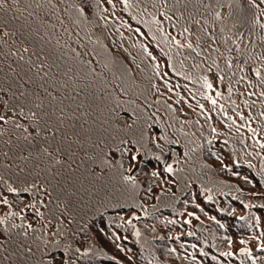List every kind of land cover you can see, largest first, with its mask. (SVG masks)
<instances>
[{"label": "trees", "instance_id": "1", "mask_svg": "<svg viewBox=\"0 0 264 264\" xmlns=\"http://www.w3.org/2000/svg\"><path fill=\"white\" fill-rule=\"evenodd\" d=\"M262 24L264 0H3L0 264H264Z\"/></svg>", "mask_w": 264, "mask_h": 264}, {"label": "snow or ice", "instance_id": "2", "mask_svg": "<svg viewBox=\"0 0 264 264\" xmlns=\"http://www.w3.org/2000/svg\"><path fill=\"white\" fill-rule=\"evenodd\" d=\"M125 3H127V0H125ZM2 4H3V0H0V5H2ZM257 7H258V6H257ZM216 18H217V19H220V13H219V12L216 13ZM261 27L264 28V24H262ZM184 32L187 33V32H188V29L185 28V29H184ZM214 39H215V38L213 37V40H214ZM176 43L179 44L180 42H179V41H176ZM180 46L183 47L184 45H180ZM187 47H188V48H192V44H191V43H188V44H187ZM216 50L219 51V49H216ZM27 51H28V50L25 48V49H24V52H27ZM21 59H23V57H21ZM229 66L231 67V62H230V61H229ZM256 75H257V76L260 75V71H259V69H256ZM222 79H223V77H221V80H222ZM261 83H264V79H262ZM207 86H208V87H211V84H208ZM261 96H264V92H261ZM208 99H211V97H208ZM212 103H213V105H215V104H216V101L213 99V100H212ZM38 107H39V105H38ZM201 107H202V106H201ZM261 115H264V113H261ZM32 116L34 117V116H35V113H32ZM230 119H231V118H230ZM0 121H4L5 123L8 122L7 120H5V117H4L3 115H0ZM19 126H20V125H17V127H19ZM129 127L131 128V125H129ZM147 127H148L149 129H151V128H152V125H151V124H148ZM213 131H216V130L213 129ZM146 135H147V133L142 134L141 139H144ZM156 138H157L156 136H153V137H152L153 140H156ZM160 138H161V139H165V140L167 139L166 137H160ZM121 143H122V144H127L128 141H126V140H122ZM131 143H132V144H137V145H138L139 142H138L137 140L133 139V140L131 141ZM156 147H160V145H159V144H156ZM261 147H264V145H261ZM116 151H117V152H121V155H124L125 153L131 151V149L125 148L123 151H121V149L117 148ZM138 154H139V153L133 155V156L131 157V159H132V160H136ZM185 155H187V153H185ZM157 159H159V157H157ZM56 163L59 164L60 161L57 160ZM103 163H104L105 165H108L109 167L112 166L111 161L108 160V159H104V160H103ZM118 163H120V162L118 161ZM120 167H121V168L124 167L123 163H120ZM128 171H131V169H128ZM165 171H166V172H169V173H172V172H173V168L171 167V165H168V166L165 168ZM152 175H153V176H158L159 173H157V172H153ZM121 178H122V180H123L124 182H126V183H132V184H135V182H136V178H135L134 176L122 175ZM245 179H247V178H245ZM33 187H35V185H33ZM150 190H151V189H149V191H150ZM8 191H9V192H17V189H15V188H11V187H10V188L8 189ZM25 191H28V189H25ZM3 202H4V203H7V199L5 198V200H4ZM41 203H42V201H41ZM32 207H35V205H32ZM13 215H15V213H13ZM39 215H40V216H43V213H39ZM197 218H198V217H197ZM136 219H139V217H136ZM241 219H243V217H241ZM3 223H5V221H4L3 219H0V224H3ZM128 223L131 224V223H132L131 220H129ZM169 223H175V221H169ZM188 223H190V221H188ZM13 227H16V225H13ZM27 227H28V228H31L32 226L29 224V225H27ZM133 227H134V226H133ZM6 230H7V229H6ZM101 231H103V230L101 229ZM135 234H136L137 236L140 235L139 231H137ZM189 234L191 235V233H189ZM24 235L27 236V232H25ZM113 237L115 238L116 241H118V240L120 239V237H119V236H116L115 233L113 234ZM45 242H46V241H45ZM0 243H2V242H0ZM240 243L243 244V243H246V241L241 240ZM118 247H119V245H118ZM261 247H262V249H264V243H262ZM2 250H3V249L0 248V251H2ZM121 250H123V249H121ZM26 251L31 252V249H26ZM77 251H79V249H77ZM173 251H174V250H173ZM240 251H241V255H245V256H247V255H250V254H251V253H250V250H248V249H241ZM221 255H223V256H231V255H233V253H231V252H223V253H221ZM213 259H215V257H213ZM49 264H56V258H55V257H52L51 260H50V262H49ZM62 264H68V262L65 260V261L62 262Z\"/></svg>", "mask_w": 264, "mask_h": 264}, {"label": "rangeland", "instance_id": "3", "mask_svg": "<svg viewBox=\"0 0 264 264\" xmlns=\"http://www.w3.org/2000/svg\"><path fill=\"white\" fill-rule=\"evenodd\" d=\"M6 207H7V203H4L3 201H1L0 202V219H2L4 215L6 214Z\"/></svg>", "mask_w": 264, "mask_h": 264}]
</instances>
